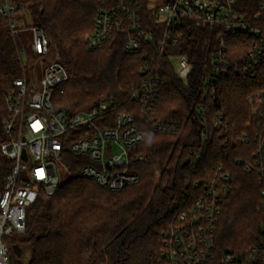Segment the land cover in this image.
I'll return each instance as SVG.
<instances>
[{"label": "trees", "instance_id": "trees-1", "mask_svg": "<svg viewBox=\"0 0 264 264\" xmlns=\"http://www.w3.org/2000/svg\"><path fill=\"white\" fill-rule=\"evenodd\" d=\"M108 1L112 0H12L18 19L25 22L30 16L31 27L45 32L50 54L53 52L70 74L54 95L57 107L74 112L110 102L115 104L113 116L120 112L135 116L145 138L132 149L146 157L132 166L140 181L118 192L102 189L78 175L82 165L67 153L71 178L55 195L40 196L30 210L26 233L12 242L30 250L28 264H170L165 233L180 224L181 213L192 211L204 195L205 185L217 180L218 167H222L229 172L230 181L224 184L227 192L215 230L214 258L206 264H225L223 254L230 248L239 264H250L253 249H258L253 264H264V184L239 163L257 149L255 132L260 122L249 100L264 89V67L258 79L244 74L220 77L203 94L201 86L209 74L203 67L210 64L218 30L186 35L183 50L195 59L194 72L184 80L174 61L161 59V90L152 111L157 119L176 122L180 129L176 134L157 133L146 111L130 98L146 64L145 55L126 53V36L121 33L101 49L87 46L97 8ZM137 1L146 25L153 27L150 0ZM238 10L250 24L264 28L261 0H240ZM8 23L0 14V83L21 75ZM258 41L246 34L227 35L230 60L242 64ZM202 114L210 133L206 145L201 135ZM7 115L6 100L0 95V194L13 166L1 152L7 138L3 126ZM219 115L223 122L215 127ZM245 133L251 134L247 143L242 142Z\"/></svg>", "mask_w": 264, "mask_h": 264}, {"label": "built area", "instance_id": "built-area-1", "mask_svg": "<svg viewBox=\"0 0 264 264\" xmlns=\"http://www.w3.org/2000/svg\"><path fill=\"white\" fill-rule=\"evenodd\" d=\"M239 1L162 0L154 7L150 5L154 22L150 28L137 0L104 2L97 8L94 30L87 36L86 43L90 50H98L116 33H121L126 36V53L145 55L147 61L131 91V101L146 111L155 132L176 134L180 129L178 123L157 119L152 111L161 90V59L177 61L176 72L184 80L194 72L196 61L183 50L187 46L186 35L194 36L205 29L218 30L210 64L208 66L206 60L203 67L209 71L201 86L203 94L208 93L220 77L244 74L258 79L263 74L264 28L255 27L241 16ZM261 2L264 9V0ZM16 11L17 5L12 0H1L0 14L9 19L21 75L12 80V96L4 94L0 87V95L8 106V115L3 119L7 138L1 144V152L13 165L0 194V264H13L16 243L12 239L26 233L30 210L40 196L51 197L60 189V163L70 172L67 153L76 156L82 165L78 173L81 178L113 192L139 183L140 176L132 171V166L146 160L132 152L145 138L131 113L120 112L113 116L115 104L110 102L94 103L74 112L55 105L54 95L69 80L70 74L57 59L41 73L26 68ZM31 30L34 53L40 57L49 55L45 32L39 27H31ZM231 34L259 38L257 45L245 54L242 64L230 60L226 36ZM249 103L260 122V129L255 132L257 149L248 160L239 163L264 184V89L250 98ZM222 122L223 115H219L214 126L221 127ZM202 125L201 135L206 145L210 133L204 114ZM250 138L251 134L245 133L242 142L247 143ZM229 181V172L218 167L217 180L205 185L204 195L196 200L192 211L181 213L180 224L165 233L170 264L182 261L206 264L214 258L215 230L227 192L224 184ZM262 195L264 197V189ZM261 205L264 207V201ZM252 253L250 264L255 262L258 249H253ZM223 261L239 264V257L230 248L224 252Z\"/></svg>", "mask_w": 264, "mask_h": 264}, {"label": "rangeland", "instance_id": "rangeland-1", "mask_svg": "<svg viewBox=\"0 0 264 264\" xmlns=\"http://www.w3.org/2000/svg\"><path fill=\"white\" fill-rule=\"evenodd\" d=\"M162 0H150L151 7H154L158 4H160ZM20 14H15V20L19 27L20 35L19 38L22 40L23 49L25 51L24 54V63L27 69L32 68V71H36L38 73H41L43 71L44 67H47L49 64H51L53 61L57 59V57L53 54H49L44 57H40L36 55L32 49V44L34 42V34L31 30L32 20L30 16H26V21H20L18 19V16ZM58 60V59H57ZM174 65L177 66L178 62L174 61ZM1 90L4 94H7L9 96H12L14 93V87L12 85V81L6 80L3 83H0ZM59 171H60V177L61 182L64 183L68 181L71 178V173L67 171L60 163L59 165ZM26 178H29V175H25ZM23 247V245H21ZM15 264L17 262H20V264H28L30 261V250L28 248H23L22 253L19 255L14 254L12 256ZM19 264V263H18Z\"/></svg>", "mask_w": 264, "mask_h": 264}, {"label": "water", "instance_id": "water-1", "mask_svg": "<svg viewBox=\"0 0 264 264\" xmlns=\"http://www.w3.org/2000/svg\"><path fill=\"white\" fill-rule=\"evenodd\" d=\"M22 250H23L22 247L18 244H15L13 246V252H14V254H16L18 256L22 253Z\"/></svg>", "mask_w": 264, "mask_h": 264}]
</instances>
